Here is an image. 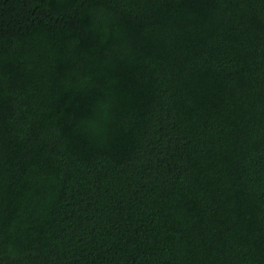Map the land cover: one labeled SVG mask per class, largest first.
<instances>
[{
	"label": "trees",
	"instance_id": "obj_1",
	"mask_svg": "<svg viewBox=\"0 0 264 264\" xmlns=\"http://www.w3.org/2000/svg\"><path fill=\"white\" fill-rule=\"evenodd\" d=\"M0 264H264V0H0Z\"/></svg>",
	"mask_w": 264,
	"mask_h": 264
}]
</instances>
